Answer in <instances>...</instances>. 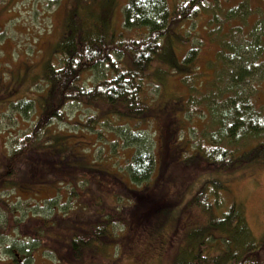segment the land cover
<instances>
[{
  "label": "rangeland",
  "instance_id": "374dc122",
  "mask_svg": "<svg viewBox=\"0 0 264 264\" xmlns=\"http://www.w3.org/2000/svg\"><path fill=\"white\" fill-rule=\"evenodd\" d=\"M109 1L105 11L103 3L106 0H0V156L6 150L4 149L6 137L15 135L18 128L24 129L25 124L28 123L27 116L18 113L14 115L13 122L7 121V115L11 113L8 110V103L25 96L38 100V94H45L38 87L41 82L40 76L44 65L57 59L59 54L56 52L59 46L68 38L86 30H91L93 34L100 33L97 27H104L105 22L108 29L106 31L110 33L120 29L121 7L127 0ZM167 1L169 7L176 8L182 0ZM207 1L210 5L204 7L205 14L199 15L192 21L184 20L181 27L177 28L179 37L187 30L188 38L193 39V43L197 45V68L194 72L197 76L192 81L184 78L185 72L175 65V68L165 65L161 73L154 74V81L146 85L150 95H154L152 104L155 107L154 116L148 124H137L136 120L128 122L130 125L137 124L136 126H130L126 120L101 124V132L97 136L96 132L89 133V130L77 128V121L85 122L94 110H86L82 104L78 106L69 104L61 116L62 119L52 122L48 128L51 135H58V144H54V148L60 151L61 156H66L69 161L77 160L78 163L81 157L90 163L89 167L103 168L109 171L110 175H96L99 181H96L95 177V180L90 179L91 175H88L83 178L91 182L75 181L77 183L73 185L61 183L60 192H57L58 185L51 190L37 186L28 193L20 188L2 192L1 190H6L9 186L5 188L4 183L0 182V264H169L175 255V250L186 243L188 229L194 232L197 228L191 227L205 221L197 207L206 200L200 199L201 202H195L197 207L193 206L191 200L200 190L202 192L204 183L210 187L212 181L223 183L227 191L213 192L214 197L212 192L207 191L209 202L214 203V200L222 198L225 204L233 201L246 218L252 239L255 241L264 238V153L220 169L206 164L199 157L196 161L184 162L185 157L182 154L186 151V155L190 156L195 147L193 145L195 133L197 130L207 129L205 125L208 120V106L200 102V97L207 91L216 89L212 86V82L216 79V72L223 68L218 57L220 54L222 56L221 46L226 47L221 32L225 34L228 31L229 27L226 26L228 24L242 25V32H246L255 24L257 17L264 18V0ZM241 1L247 4L245 8L249 7L245 18L240 20L235 17L230 21H224L221 25L224 27L223 29L221 27L222 31L220 29L218 34L212 32V35H209L210 29L215 25V22L207 21L209 14L213 15L216 12L222 15L227 8ZM191 31L195 32L196 36L193 37ZM243 37L245 36L238 35L236 45L245 46L250 56L254 46L252 41H243ZM169 41L173 57L175 60H180L189 48V43L181 38L169 39ZM260 56L264 68V52ZM157 66L159 63L151 64L150 70ZM169 66L173 64L170 63ZM104 69L105 67L102 66L103 76L108 75V71ZM99 71L100 69L88 71L87 75L90 77L87 83L100 79ZM257 76H248L249 83L243 88L251 89L253 83L255 87L251 99L256 108L264 110V75ZM154 82L156 85H153ZM188 85L192 93L188 91ZM190 96L193 102H190ZM185 104L187 110H184ZM35 106L38 109V102ZM196 109L201 110L203 114H194ZM35 112L30 115L32 119L39 114ZM129 128H132V132L140 129L134 133L137 137L133 139L129 137L126 132ZM168 130V136H164ZM139 137L145 139L142 145L154 158L153 170L145 182L134 184L129 180L125 167L127 159L135 150L140 149L135 143ZM123 139L127 142L125 144H129L126 147L121 145ZM262 141L264 138L259 141L253 140L246 147L240 144L239 149L233 154L239 155L241 152L250 151ZM0 164L3 165L5 175L9 173L5 161L0 160ZM9 166L10 164L8 169ZM7 183L9 184V181ZM72 188L74 192L70 194ZM128 189L134 191L135 196L127 191ZM158 193L159 201L174 199L175 204L161 211L162 215L165 214V210H168L169 214V218L163 223L161 218L156 221H152V218L144 219L151 216L152 212L163 204L159 202L152 210L144 211V207L152 203ZM83 194L84 198H82ZM127 195L135 197L138 202L129 201ZM18 197L23 202H18L17 206H26L27 210L32 209L29 210L32 213L26 212L27 218L41 214L50 216L57 207L60 212L71 209L65 216L66 231L86 230L87 225L82 223L87 217H90L89 222L92 224L97 223L101 215L109 214L108 210L115 206H118L117 211L124 212L134 206L137 212L136 220L131 219L124 227L116 216L112 215L114 212H111L113 221H116L112 229L110 228L112 234L105 228V231L99 234L101 236L99 241L92 240L94 246L82 249L83 258L67 259L69 255H63L67 259L65 263L61 260L60 254L69 248L62 243L66 237L64 238L63 233L57 231L54 222L50 225L51 231L37 245L31 236L18 235V229L12 227L14 224L12 213L3 200L16 204ZM53 197L55 199L52 200ZM23 198L28 199V202ZM45 198L49 200L46 201ZM81 200L89 205L80 208L77 205L83 203ZM33 208H37L38 213H35ZM179 212L181 213L177 217ZM23 214L22 210H18L14 213V217L23 220L26 218ZM21 231L24 233L22 228ZM106 233H110V239L113 234H119L125 241L122 245H110L111 242L108 243L110 239H103ZM207 235L209 231L205 230L197 234L196 238L199 240L206 238ZM19 237L21 239L17 240ZM86 237L89 243L90 236ZM26 250H30L27 251L30 252L29 260L21 256ZM183 252V250L178 251L180 257Z\"/></svg>",
  "mask_w": 264,
  "mask_h": 264
},
{
  "label": "trees",
  "instance_id": "16d2710c",
  "mask_svg": "<svg viewBox=\"0 0 264 264\" xmlns=\"http://www.w3.org/2000/svg\"><path fill=\"white\" fill-rule=\"evenodd\" d=\"M107 1L109 0L103 3L105 11L109 6ZM208 5L210 4L207 0H182L178 7L171 8L167 0H127L121 7L122 21L118 31L113 30L111 33L106 31L107 25L103 19L106 27L104 26L105 29L101 26L97 27L100 33L93 34L91 30H86V32L76 34L75 37L68 38L64 44H61L56 52L59 54L57 59L55 62L46 63L40 76L41 82L38 87L45 94H38V100L25 96L8 103V110L11 113L7 115V121L13 122L14 115L18 113L27 116L28 123L25 124L24 129L18 128L15 135L6 137L4 148L6 150L0 156V160L5 161L9 173L5 175L3 165L0 164V179H2L0 182L4 183L5 188L7 186L9 188L1 191L10 192L20 188L28 193L37 186L51 190L58 185L57 192H60L61 183H70V185L77 182L86 183L91 181L85 180L83 176L91 175L89 178L95 180L96 175H110L109 171L103 168L89 167L90 163L81 157L78 163L77 160L69 161L66 156H61L60 151L54 148V144H58V135H51L48 128L52 122L62 119L61 116L69 104L77 106L82 104L86 110H94L85 122L77 121V128L89 130V133L96 132L97 136L101 132V124H111L122 120H126L127 123L136 120L137 124H148L154 116L155 107L152 104L154 95H150L146 85L154 81V74L161 73L163 66L166 65L172 68L179 67L185 72L184 78H189L191 81L197 76L194 73L197 68V45L193 43V39L188 38L187 30L179 37L177 28L181 27L184 20L192 21L199 15H203L204 7ZM246 5L244 1H241L227 8L222 15L216 12L213 15L209 14L207 21L215 22L209 35H212V32L218 34L224 21H230L235 17L240 20L244 19L249 10V7L245 8ZM226 26L229 29L225 34L221 32V36L225 38L222 40L228 49L221 46V51L219 50L222 56L220 54L218 57L223 68L216 72V79H213L212 86L216 89L207 91L200 97V102L208 106V120L205 125L207 129L197 130L195 133L196 138L193 142L195 147L190 156L186 155V151L182 153L185 157L184 162L196 161L199 157L206 164H211L217 169L228 168L232 163H241L243 159L264 153V141H262L250 151L241 152L239 155L233 154L239 149L240 144L246 147L251 144V141L264 138V110L256 108L251 99L255 86L252 83L251 89L243 88L249 83L248 76L264 75L263 59L260 56L264 52V18L257 17L255 24L246 32H242V25L228 24ZM190 34L193 37L196 36L195 32L191 31ZM238 35L245 36L242 38L245 42L252 41L254 47L251 46L253 53L250 56L245 46L236 45ZM178 38L189 43V48L180 60H175L172 55L173 51L169 47V39ZM153 63H159V66L150 70ZM170 63L173 66H169ZM102 66L108 71V75L103 76ZM99 69L100 79L87 83L90 77L87 72ZM153 85L156 83L154 82ZM188 91L192 93L189 85ZM37 102L39 110L35 106ZM190 102H193L192 96H190ZM187 109V104H185L184 110ZM195 111L194 114H203L199 109ZM34 112L39 114L32 119L30 115ZM132 125L133 123L130 126ZM131 129H127L126 132L133 139L137 137L134 133L140 129L133 130V132ZM168 132L169 130L164 136H168ZM144 142L145 139L140 137L136 139L135 143L140 149L135 150L127 159L125 167L129 180L134 184L145 182L153 170L154 158L143 147ZM125 143L127 142L123 139L122 147L129 145ZM8 163L10 169H8ZM7 176L9 178H6ZM111 178L113 180L114 176ZM206 184L204 183L202 192L200 190L191 200L193 206H196L195 202H201L200 199L206 200L204 204L201 202L199 207L196 206L205 221L192 226L191 228H197L194 232L188 229L186 243L175 250V255L169 264H264V238L255 239V241L252 239L246 218L240 207L233 201L225 204L222 198L214 200V203L209 202L207 191L212 192V195L213 192L227 191L223 183L212 181L210 187ZM127 191L135 196L131 189ZM73 192L74 188L69 193ZM161 195L165 196L163 193ZM82 196L84 198V194ZM158 196L159 193L152 203L144 207V211L152 210L159 202L163 204L157 207L151 216L144 217V219L152 218V221H156L161 218V223H163L169 218V214L168 210H165L164 215L161 211L175 204L174 199L159 201ZM127 199L133 203L138 202L131 195H127ZM23 200L28 202V199L23 198ZM45 200L49 199L45 198ZM3 201L12 213L14 222L12 227L18 229V235L31 236L35 245L40 244L41 240L51 231L50 225L54 222L57 231L63 233L64 238L66 237L62 243L69 248L60 254L61 260L65 263L67 259L83 258L82 249L94 246L92 240L99 241L101 237L99 234H102L105 228L112 234L111 227L116 222L113 221V216H116L125 227L131 219L136 220L137 214L134 206L127 208L125 212L117 211L118 206H115L108 210L109 214L101 215L97 223L92 224L89 222L90 217H87L82 223V225H87L86 230L66 231L64 230L66 228L65 216L71 209L60 212L57 207L50 216L41 214V216L33 215V218H29L30 216L27 218L26 212H31L29 210L32 209L27 210L26 206H17L18 202L22 201L20 197L16 204L13 201L11 204L8 200ZM82 202L77 206L82 208L89 205L85 201ZM33 209L35 213H38L37 208ZM18 210L23 211L25 219L22 220L19 217L15 219L14 213ZM111 212H114L112 217ZM205 230L209 231V235L197 240L196 235ZM109 234L106 233L103 239H110ZM86 236H90L89 243ZM120 236L113 234L108 243L110 241V245H122L125 240ZM20 239L19 237L17 240ZM30 250L22 252L21 256L29 260L30 252L27 251ZM181 250L184 254L180 257L178 251ZM63 255L69 256L66 259Z\"/></svg>",
  "mask_w": 264,
  "mask_h": 264
}]
</instances>
